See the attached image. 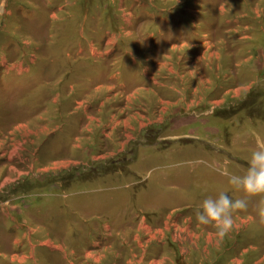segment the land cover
I'll return each instance as SVG.
<instances>
[{"label": "rangeland", "instance_id": "374dc122", "mask_svg": "<svg viewBox=\"0 0 264 264\" xmlns=\"http://www.w3.org/2000/svg\"><path fill=\"white\" fill-rule=\"evenodd\" d=\"M260 147L264 0H0V264H264Z\"/></svg>", "mask_w": 264, "mask_h": 264}, {"label": "clouds", "instance_id": "9594fccd", "mask_svg": "<svg viewBox=\"0 0 264 264\" xmlns=\"http://www.w3.org/2000/svg\"><path fill=\"white\" fill-rule=\"evenodd\" d=\"M222 174L228 176L230 185L246 194H264V147L251 152L243 174H230L227 171H223ZM247 207L246 199H232L227 193L221 191L215 197L208 196L203 199L195 210V218L200 225L214 224L216 236L222 238L234 225L232 213ZM258 214L264 218V198L259 201Z\"/></svg>", "mask_w": 264, "mask_h": 264}]
</instances>
